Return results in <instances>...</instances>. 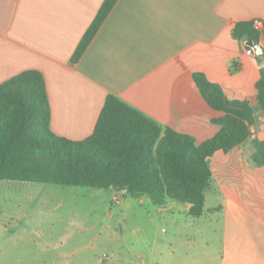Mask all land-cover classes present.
<instances>
[{"label": "crops", "instance_id": "obj_1", "mask_svg": "<svg viewBox=\"0 0 264 264\" xmlns=\"http://www.w3.org/2000/svg\"><path fill=\"white\" fill-rule=\"evenodd\" d=\"M103 2L0 0V84L25 70L41 71L55 134L89 137L112 93L200 144L216 135L213 120L223 113L207 103L195 73L219 85L228 99L257 105L264 35L263 53L255 55L234 29L256 19L264 27V0H118L72 64ZM253 139L264 142V120H257L254 138L211 159L208 192L221 200L218 215L210 216L222 225L219 264H264V167L251 162Z\"/></svg>", "mask_w": 264, "mask_h": 264}, {"label": "trees", "instance_id": "obj_2", "mask_svg": "<svg viewBox=\"0 0 264 264\" xmlns=\"http://www.w3.org/2000/svg\"><path fill=\"white\" fill-rule=\"evenodd\" d=\"M117 2L104 0L72 64L80 61ZM234 35L245 37L256 55L264 29L257 30L253 21L240 22ZM194 79L211 108L223 113L213 120L219 128L213 138L198 144L192 136L162 125L110 93L93 133L73 141L51 129L43 73L36 69L19 73L0 84V182L113 189L123 197L146 198L158 207H188L195 219L205 217L207 192L213 184L212 157L254 138L257 120H264V71L255 85L257 105L248 99H228L202 73H195ZM253 146L251 162L264 167V142L253 139Z\"/></svg>", "mask_w": 264, "mask_h": 264}, {"label": "rangeland", "instance_id": "obj_3", "mask_svg": "<svg viewBox=\"0 0 264 264\" xmlns=\"http://www.w3.org/2000/svg\"><path fill=\"white\" fill-rule=\"evenodd\" d=\"M2 183L0 264L220 262L222 225L210 217L218 193L207 192L206 217L195 219L186 207L116 198L113 189Z\"/></svg>", "mask_w": 264, "mask_h": 264}, {"label": "built area", "instance_id": "obj_4", "mask_svg": "<svg viewBox=\"0 0 264 264\" xmlns=\"http://www.w3.org/2000/svg\"><path fill=\"white\" fill-rule=\"evenodd\" d=\"M253 23L257 30L262 31L264 29L263 23L260 20L256 19L253 21Z\"/></svg>", "mask_w": 264, "mask_h": 264}, {"label": "water", "instance_id": "obj_5", "mask_svg": "<svg viewBox=\"0 0 264 264\" xmlns=\"http://www.w3.org/2000/svg\"><path fill=\"white\" fill-rule=\"evenodd\" d=\"M242 42H243V43L246 42V38H245V37L242 38ZM256 52H257L258 55H262V53H263V49H262V47H258ZM118 196H119V193L116 192V198H118Z\"/></svg>", "mask_w": 264, "mask_h": 264}]
</instances>
